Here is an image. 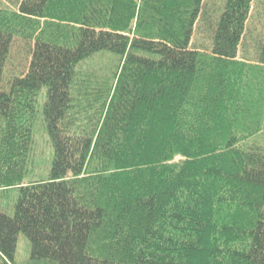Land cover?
<instances>
[{
  "label": "trees",
  "instance_id": "1",
  "mask_svg": "<svg viewBox=\"0 0 264 264\" xmlns=\"http://www.w3.org/2000/svg\"><path fill=\"white\" fill-rule=\"evenodd\" d=\"M255 0H225L192 48L205 0H22L0 9V87L15 38L28 73L0 89V264H264V36L239 58ZM207 25V24H206ZM107 53L117 70L82 71ZM54 158L24 184L34 122Z\"/></svg>",
  "mask_w": 264,
  "mask_h": 264
},
{
  "label": "rangeland",
  "instance_id": "2",
  "mask_svg": "<svg viewBox=\"0 0 264 264\" xmlns=\"http://www.w3.org/2000/svg\"><path fill=\"white\" fill-rule=\"evenodd\" d=\"M22 0H0V9L6 12H18V8ZM225 0H205L204 13L206 21L200 22L193 36L192 48L197 51L205 52L210 48V29L214 24L218 12L217 10L223 6ZM207 24V25H206ZM264 36V0H255L248 21L245 38L240 50L239 58H245L254 61L257 56L259 41ZM34 51V43L25 40L22 37L15 38L11 47L9 58L5 67V73L1 84V91H9L12 81L15 77H22L28 73L32 54ZM82 71L95 72L99 77L110 76L117 70V61L107 53L98 54L90 60H87L82 66ZM113 75L110 76V80ZM45 90L40 95L39 107L37 109L34 122V142L31 163L28 166V176L24 180V184L47 180L50 174L52 161L54 158V150L50 143L46 126L43 118V103L45 101ZM258 141L264 144V133L258 137ZM19 193L16 189L0 190V210L9 216L15 214V205ZM31 258V243L29 239L21 234L18 240L16 262L17 264H26Z\"/></svg>",
  "mask_w": 264,
  "mask_h": 264
}]
</instances>
